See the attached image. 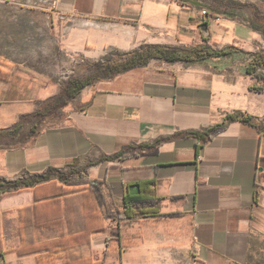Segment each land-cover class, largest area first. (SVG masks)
<instances>
[{"label":"crops","instance_id":"1","mask_svg":"<svg viewBox=\"0 0 264 264\" xmlns=\"http://www.w3.org/2000/svg\"><path fill=\"white\" fill-rule=\"evenodd\" d=\"M31 3L50 16L61 50L81 60L143 45L204 46L200 27L210 22L201 9L172 0ZM243 16V8L226 16L242 28L233 42L206 38L211 49L231 53L193 65L152 60L98 80L65 108L60 123L42 126L26 146L0 148V180L54 168L75 171L74 183H100L89 198L78 191L57 199L60 187L68 186L52 181L0 200V264H264V79L248 73L254 54L264 51V36ZM6 62L0 69L11 75L0 79V130L60 91ZM258 72L264 74V66ZM238 111L258 127L235 122L206 144L179 137L153 147L162 138L220 125ZM133 145L150 149L91 165ZM136 184L137 196L164 201L127 220L123 248L116 241L107 245L116 227L109 215L123 212L124 197ZM87 209L96 216L90 222Z\"/></svg>","mask_w":264,"mask_h":264},{"label":"trees","instance_id":"2","mask_svg":"<svg viewBox=\"0 0 264 264\" xmlns=\"http://www.w3.org/2000/svg\"><path fill=\"white\" fill-rule=\"evenodd\" d=\"M176 1L183 6H190L196 8L195 0H172ZM198 1V0H197ZM212 15V17H216L218 12L216 10L208 11ZM212 21L205 22L202 21V25H210ZM254 31L260 32L261 29L259 27L251 26ZM264 35V32H262ZM204 42L206 45L197 46L190 50H181L178 48H172L168 46L161 45H143L139 49L124 53V54H116L113 59L100 61L95 64V69L92 74H90L86 78H78L71 77L66 85L61 89L60 93L50 98L47 101L39 103L40 106L37 110L27 116H21L18 122L12 126L11 128L0 130V145H7V140H18V147H23L28 145L31 142V139L37 134L43 122L59 112L60 110H64L68 107L81 93L83 89L92 85L94 82L102 79L113 78L125 71L137 68L144 67L149 64L152 60H160L165 63H183L185 65H193L198 62H202L208 58L221 57L231 53L232 48L222 49L215 51L211 49L209 39L204 38ZM254 58V66L251 67L248 71L249 75H253L258 79H264V74L258 72V69L264 66V51H260L253 56ZM0 63L7 65L6 61H0ZM253 68V71H252ZM11 73L8 71H3L0 69V79L7 80L10 77ZM240 122L244 124H248L251 126L256 125V119L252 116L247 115L244 112L238 111L233 114H228L224 122L220 125L212 126L207 129H203L200 131H193L187 133H179L175 136L169 138H162L157 140L153 145L156 147L160 145L162 142L173 140L179 137H190L194 138L197 143L201 142L206 144L221 131H223L228 124ZM13 148L17 147V144L13 145ZM7 148V147H5ZM12 148L11 146L8 149ZM150 149L146 145L140 146H129L124 148L121 152L115 154L114 156H103L97 162H93L91 165H97L100 162L104 161H114L116 159H124L127 156L137 155L142 153L140 150ZM76 175L75 171L69 170L66 173H63L57 169L50 168L46 170L41 175L28 176L27 178H21L16 181H6L0 180V200L3 198L15 195L23 192L24 190L34 188L38 185L45 184L48 182H60L61 184H65L68 188L60 187L61 193L57 195V199L65 196L67 193L85 191L83 195L89 198L92 193L96 190H99V182L97 183H74L73 176ZM180 199V198H176ZM164 201L162 198H141V196H133L130 193H127L123 200V212H116L115 214H110L109 217L112 218L116 222V227L110 230V235L112 241H116L121 248L124 245V238L122 233V226L126 224L127 220L139 215H145L147 208H155L160 209V204ZM69 204H76V201ZM87 205L90 206V203L87 202ZM102 211V210H101ZM103 213V211H102ZM67 214V219L70 220V213ZM95 214H92L90 209H87L84 212V218L87 222H90L91 219H95ZM59 219V218H57ZM57 221V220H56ZM61 221V220H60ZM59 222L57 221V224ZM50 245H46L48 247ZM41 246L40 250L45 248ZM57 248L66 249L68 248L67 243H59L56 245ZM68 264H92L91 262L83 259L77 261H68ZM95 264H102V262H98Z\"/></svg>","mask_w":264,"mask_h":264},{"label":"rangeland","instance_id":"3","mask_svg":"<svg viewBox=\"0 0 264 264\" xmlns=\"http://www.w3.org/2000/svg\"><path fill=\"white\" fill-rule=\"evenodd\" d=\"M195 1L199 10H216L220 14L217 17L220 16L223 23L209 26L210 36L218 42L223 38L222 40L231 43L237 33L242 31L241 27L226 19L227 15L234 16L240 8H243L245 14L244 21L259 27L261 34L264 32V0ZM38 7L37 4L31 3V0H23L19 4L0 0V61L8 60L14 63L22 74L31 75L32 72L38 81L56 84L61 91L71 77L86 78L94 72L97 62L113 59L111 55L99 61L81 60L64 53L50 16ZM64 110L47 118L41 127L60 123ZM6 143L8 144L0 145V148L8 149L9 146L13 148L14 144H17V147L19 145L17 139L7 140ZM112 221L114 220L111 218V224Z\"/></svg>","mask_w":264,"mask_h":264},{"label":"water","instance_id":"4","mask_svg":"<svg viewBox=\"0 0 264 264\" xmlns=\"http://www.w3.org/2000/svg\"><path fill=\"white\" fill-rule=\"evenodd\" d=\"M202 33L204 34L205 38H208L210 36V32H209V27L208 25L204 24L201 25L200 27ZM129 193L133 196L135 195H139L141 193V187L140 185L136 184V185H132L129 187Z\"/></svg>","mask_w":264,"mask_h":264},{"label":"built area","instance_id":"5","mask_svg":"<svg viewBox=\"0 0 264 264\" xmlns=\"http://www.w3.org/2000/svg\"><path fill=\"white\" fill-rule=\"evenodd\" d=\"M201 15L204 17V19L206 20V21H215L216 23H218V24H220L221 22H222V18L220 17V16H216L215 18L214 17H212V15L210 14V12H208L206 9H203L202 11H201ZM112 241V239H111V236H108L107 238H106V243H107V245L110 243Z\"/></svg>","mask_w":264,"mask_h":264}]
</instances>
